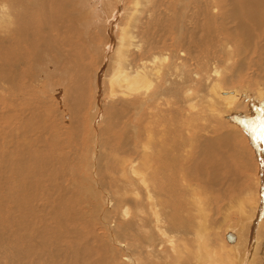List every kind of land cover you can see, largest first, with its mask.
I'll use <instances>...</instances> for the list:
<instances>
[{"label":"bare ground","instance_id":"1","mask_svg":"<svg viewBox=\"0 0 264 264\" xmlns=\"http://www.w3.org/2000/svg\"><path fill=\"white\" fill-rule=\"evenodd\" d=\"M0 228L6 264H264V0H0Z\"/></svg>","mask_w":264,"mask_h":264},{"label":"rangeland","instance_id":"2","mask_svg":"<svg viewBox=\"0 0 264 264\" xmlns=\"http://www.w3.org/2000/svg\"><path fill=\"white\" fill-rule=\"evenodd\" d=\"M233 82L236 83V84H238V83H240L241 81H238V80L235 79V80H233ZM260 82H263V81H260ZM228 83H231V81H229ZM39 89L42 90L41 88H39ZM43 90H44V89H43ZM255 90H258V89H255ZM255 90H251V93H254ZM29 91H30V95H27V93H25V91H20V93H21V95H22V98H25L24 96H26V95L29 96V97H33V92H32V90L30 89ZM48 95L50 96V94H48ZM254 95H255V94H254ZM250 96H251V95H250ZM11 97H12V96H11ZM18 98H21V97H18ZM19 100H20V99H19ZM32 102H33V100H32ZM32 107H33V104L31 105V108H32ZM244 112H245V111H244ZM240 113H242V111H241V112L239 111L238 113H237V112H236V113L234 112V115H232V116L234 117V116H236L237 114H240ZM79 116H80V115H79ZM236 117H237V116H236ZM237 118H238L237 120H239V117H237ZM240 121H241V120H240ZM75 123H76V124H75ZM77 124H78V122L75 121V122H74V127H75V128H77V127L79 128V127H80V124H78V125H77ZM12 132H15V131H12ZM16 132H18V133H15L16 136H17V135H21V133H19V132H20L19 130H16ZM25 133H26V134H27V133H32V134H27L26 136H29V139L31 138L30 140L33 141V130H31V131H26ZM22 137H23V136H22ZM32 141H31V142H32ZM27 146H29V145H26L25 147H27ZM29 147H30V146H29ZM31 147H33V143L31 144ZM31 147H30V148H31ZM243 171H248V173H249V175H250V178H252L251 175L253 174V172H251V170H247V169L244 168ZM250 172H251V173H250ZM254 178H255V177H253V178L251 179V184L253 183L254 186H257V180H256V178H255V179H254ZM207 196L209 197V194H208V193H207ZM203 198H204V197H203ZM211 198H212V196H211ZM215 198H216V197H215ZM220 198H221V197H219L218 199H214L213 201L215 202V201L222 200V199H220ZM205 201H207L206 198H205ZM223 201L226 203V199L223 200ZM227 204H228V203H227ZM238 206H240V205L238 204ZM222 209H223V208H222ZM214 210H215V209H214ZM223 212H224V211H223ZM229 212H230V213H229ZM218 213H219V215H221V216L223 217V213H221V212H218ZM218 213H217V214H218ZM227 213H228V215H230V216H229V219H231V221H234V220H235V217H234V216H236V215H234L235 210H232V209H231V210H229ZM231 213H232V214H231ZM236 219H237V217H236ZM233 223H234V222H232L231 224H233ZM247 223H248V221H246V224H247ZM225 224H226V225H225ZM227 224H229V221L226 220V222L224 223V225L221 224V225L218 226V227H219V228L217 229L218 234L221 235V231H220V230H222V231H224V232L227 230V228H226V227L228 226ZM233 225H234V228H236V224H233ZM30 228H31L32 230H31ZM232 228H233V227H232ZM219 229H220V230H219ZM223 229H224V230H223ZM23 230H24V231H23ZM29 230H30L31 232H30ZM12 231H13V232L10 233L11 236H9V239H11V238L13 239V238L15 237V235H16V234L14 233L15 230H12ZM32 231H33V228H32V227H28V229H27L26 227H22V228H21V227H18V232H19L18 242H22V243L25 242V243H26V242L28 241V239H29V242H27V243H28V244H30V243L32 244V243H33V238H31V237L29 238V236H30L31 233H32V237H33V232H32ZM219 231H220V232H219ZM9 232H10V231H9ZM9 232H8V230H7L6 228H4V231L2 232V229L0 228V236H1V235H2V236L10 235ZM28 232H29V233H28ZM4 233H5V234H4ZM6 234H7V235H6ZM13 234H14V235H13ZM21 234H22V235H21ZM26 234H29V235L26 236ZM2 236H1V237H2ZM25 236H26V237H25ZM24 237H25L26 239H25ZM223 237H224L223 240H224V242L226 243V241H225V236H223ZM4 238H7V239H8V236H7V237H4ZM21 238H22V239H21ZM20 239H21V240H20ZM30 239H31V240H30ZM23 240H24V241H23ZM25 240H27V241H25ZM221 240H222V238H221ZM27 243H26V244H27ZM1 251H2V248H1ZM10 252H11V253H10ZM10 252H9V253H6V254H4V255H3V253H2V256H3V257H1V260H0V263H1V264H6V262H5V258H4V257H6V256H7V257H10L11 255L14 254L12 251H10ZM10 254H11V255H10ZM2 258H3V259H2ZM3 260H4V261H3ZM23 260H24V261H23ZM23 260H22V261H23L24 263L27 262V259H23Z\"/></svg>","mask_w":264,"mask_h":264},{"label":"water","instance_id":"3","mask_svg":"<svg viewBox=\"0 0 264 264\" xmlns=\"http://www.w3.org/2000/svg\"><path fill=\"white\" fill-rule=\"evenodd\" d=\"M226 239H227L229 242H233L234 239H235V235H234L233 233H231V232H228V233L226 234Z\"/></svg>","mask_w":264,"mask_h":264}]
</instances>
